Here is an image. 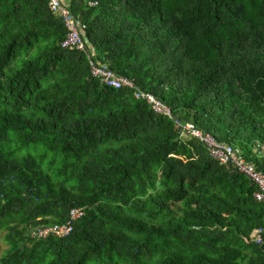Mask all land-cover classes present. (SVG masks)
Here are the masks:
<instances>
[{
	"label": "trees",
	"instance_id": "obj_1",
	"mask_svg": "<svg viewBox=\"0 0 264 264\" xmlns=\"http://www.w3.org/2000/svg\"><path fill=\"white\" fill-rule=\"evenodd\" d=\"M63 6L96 60L171 116L62 48L68 30L48 0H0V264H264L250 240L264 228L255 185L175 123L264 173V0ZM76 208L86 214L69 236H30Z\"/></svg>",
	"mask_w": 264,
	"mask_h": 264
},
{
	"label": "built area",
	"instance_id": "obj_2",
	"mask_svg": "<svg viewBox=\"0 0 264 264\" xmlns=\"http://www.w3.org/2000/svg\"><path fill=\"white\" fill-rule=\"evenodd\" d=\"M96 4H91L95 6ZM48 8L51 13L58 15L64 22L68 33L62 42L64 49H76L87 54L91 74L102 85L112 89L129 88L134 89V98L146 102L153 112L171 116L168 108H166L151 93H145L139 90L133 81L123 76L115 74L108 68L105 63H100L94 56V49L88 46L85 31L87 26L79 21L63 6V0H48ZM179 129L180 138L194 137L201 140L208 148L210 156L218 163L226 167H233L239 173L247 176L256 187L254 198L258 204L264 209V173L259 171L257 167L249 162L240 152V150L232 145L217 141L214 137L204 134L194 124L184 121H175ZM86 214L84 208L73 209L69 214L67 222L62 224H52L48 226H40L30 231V236L37 240L46 239L50 236L65 238L73 231L77 221L82 219ZM250 240L256 244H264V228H258L250 236Z\"/></svg>",
	"mask_w": 264,
	"mask_h": 264
},
{
	"label": "rangeland",
	"instance_id": "obj_3",
	"mask_svg": "<svg viewBox=\"0 0 264 264\" xmlns=\"http://www.w3.org/2000/svg\"><path fill=\"white\" fill-rule=\"evenodd\" d=\"M258 147L263 151L262 147H260L259 145H258ZM42 151H44V150L42 149V146H41V147H39V150L37 151V153H40ZM3 236H4V232H0V258L2 256V254L5 252V250L7 249V245L4 242Z\"/></svg>",
	"mask_w": 264,
	"mask_h": 264
}]
</instances>
